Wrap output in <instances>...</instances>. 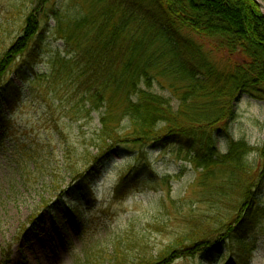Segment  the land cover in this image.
Returning <instances> with one entry per match:
<instances>
[{"label":"trees","instance_id":"obj_1","mask_svg":"<svg viewBox=\"0 0 264 264\" xmlns=\"http://www.w3.org/2000/svg\"><path fill=\"white\" fill-rule=\"evenodd\" d=\"M96 2L99 9L89 19L71 24L65 34L56 29L69 58L56 60L50 79L63 73L75 80L86 113L98 115L100 129L92 146L104 153L101 161L112 148L142 149L115 186V199L138 185L143 149L166 141L186 150L190 163L204 173L198 202L207 205V211L185 215L182 236L156 255L145 254L130 264H173L181 258L220 254L236 231L233 263L249 264L256 230L238 234L260 210L264 141L261 147L231 141L220 154L216 135L224 134L222 126L234 117L233 103L241 96L264 101V16L255 0ZM37 12L27 15L22 34L0 56V99L9 109L22 89L8 74L23 55L28 60L25 69L32 72L31 44L42 34L40 21L47 23L41 7ZM158 79L175 86V108L171 100L149 91ZM19 80L25 83L24 77ZM252 154L258 156V170L255 161L248 160ZM214 169L224 176L209 182ZM117 255L115 249L110 264H126Z\"/></svg>","mask_w":264,"mask_h":264},{"label":"rangeland","instance_id":"obj_2","mask_svg":"<svg viewBox=\"0 0 264 264\" xmlns=\"http://www.w3.org/2000/svg\"><path fill=\"white\" fill-rule=\"evenodd\" d=\"M258 1L264 5V0ZM39 7L47 23L40 21L42 34L31 44L28 59L33 70L25 69V55L17 57L8 77L22 94L10 109L0 99V264H110L115 249L126 264L145 254L156 255L184 234L185 215L207 211L208 206L198 202L204 173L190 163L186 150L166 141L143 149L138 185L115 199V186L142 149L112 148L101 161L104 153L92 146L100 129L98 115L86 113L75 80L63 73L50 79L56 60L69 58L56 29L65 34L71 24L80 25L94 15L98 4L0 0V56L16 43L27 15L38 13ZM149 91L176 107L175 86L158 79ZM233 110L234 117L222 126L224 134L216 135L219 153L225 154L231 141L261 147L264 101L243 95ZM248 160L259 169L257 155ZM223 176L214 169L209 182ZM259 209L238 234L256 230L249 264H264L263 190ZM236 237L237 231L220 254L181 258L173 264H234Z\"/></svg>","mask_w":264,"mask_h":264},{"label":"water","instance_id":"obj_3","mask_svg":"<svg viewBox=\"0 0 264 264\" xmlns=\"http://www.w3.org/2000/svg\"><path fill=\"white\" fill-rule=\"evenodd\" d=\"M255 2H256V4L258 5V7L260 8L261 12L264 15V6L258 0H255Z\"/></svg>","mask_w":264,"mask_h":264},{"label":"bare ground","instance_id":"obj_4","mask_svg":"<svg viewBox=\"0 0 264 264\" xmlns=\"http://www.w3.org/2000/svg\"><path fill=\"white\" fill-rule=\"evenodd\" d=\"M264 6V5H263Z\"/></svg>","mask_w":264,"mask_h":264}]
</instances>
